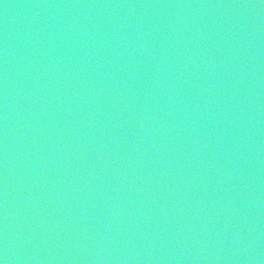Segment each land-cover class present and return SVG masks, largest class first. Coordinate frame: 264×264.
<instances>
[{"label": "water", "instance_id": "obj_1", "mask_svg": "<svg viewBox=\"0 0 264 264\" xmlns=\"http://www.w3.org/2000/svg\"><path fill=\"white\" fill-rule=\"evenodd\" d=\"M3 264H264V0H0Z\"/></svg>", "mask_w": 264, "mask_h": 264}, {"label": "clouds", "instance_id": "obj_2", "mask_svg": "<svg viewBox=\"0 0 264 264\" xmlns=\"http://www.w3.org/2000/svg\"><path fill=\"white\" fill-rule=\"evenodd\" d=\"M0 264H3V261H0Z\"/></svg>", "mask_w": 264, "mask_h": 264}]
</instances>
